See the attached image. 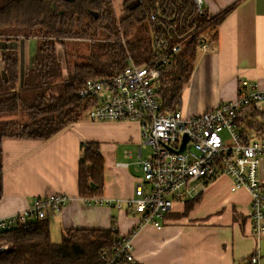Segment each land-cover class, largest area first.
<instances>
[{"label": "trees", "instance_id": "1", "mask_svg": "<svg viewBox=\"0 0 264 264\" xmlns=\"http://www.w3.org/2000/svg\"><path fill=\"white\" fill-rule=\"evenodd\" d=\"M51 1L25 0L14 12L0 13V38L27 35L39 43L32 65L22 73L17 49L0 48V117L13 115L16 120L0 124V199L3 139L46 141L71 124L87 121L94 104L78 92L89 80L121 72L127 55L136 65L159 70L158 101L162 110L175 111L202 45L216 48L217 29L233 9L212 15L203 7L198 14L190 0H124V16L118 20L110 0H77L54 11ZM12 21L15 29H6ZM162 39L166 52L159 44ZM4 41L9 44L11 38ZM174 46L180 51L172 55ZM164 58L166 66L161 64ZM237 127L242 135L253 131L264 136V120L256 122L255 114L238 119ZM80 151L78 196L101 197L104 159L99 145L83 143ZM112 239L106 230L75 229L53 242L49 220H34L26 228L0 231V246H8L0 251V264H101L99 253Z\"/></svg>", "mask_w": 264, "mask_h": 264}, {"label": "crops", "instance_id": "2", "mask_svg": "<svg viewBox=\"0 0 264 264\" xmlns=\"http://www.w3.org/2000/svg\"><path fill=\"white\" fill-rule=\"evenodd\" d=\"M203 4L212 15L230 6L233 9L217 29L216 48L199 53L182 88L178 109L188 116L201 115L221 101L235 99L241 81L264 89V0H203ZM113 8L115 17L121 19L124 10L117 14ZM28 58L21 54V63ZM88 142L99 145L104 159L101 197L131 198L140 177L134 167L139 125L82 121L46 141L2 140L0 218L25 211L37 198L61 194L73 199L60 212L47 215L53 242H59L66 230L109 231L114 224V236L130 234L139 216L128 211L125 203L121 208L88 207L78 196L80 146ZM260 175L264 178V166ZM230 188L229 179L219 177L187 202H174L160 230L140 227L132 238L131 264H248L255 250L260 254L259 263L264 264V235L253 236L248 221L249 195ZM7 248L2 245L0 251Z\"/></svg>", "mask_w": 264, "mask_h": 264}, {"label": "built area", "instance_id": "3", "mask_svg": "<svg viewBox=\"0 0 264 264\" xmlns=\"http://www.w3.org/2000/svg\"><path fill=\"white\" fill-rule=\"evenodd\" d=\"M190 1L195 12L201 13L203 0ZM159 44L166 52V40H160ZM206 49L207 46L202 45L201 51ZM179 51L180 46L170 49L172 55ZM126 61L128 64L121 72L89 80L78 92L81 99H89L94 104L86 114L87 121H125L139 125L140 144L134 167L140 178L132 197L126 200L80 197L88 207L121 208L125 203L128 211L139 216V223L127 236H114L115 224L110 227L113 239L110 246L99 253L101 264L131 263L132 238L140 227L150 225L160 230L174 202H187L204 185L219 177L229 179L231 192L245 190L248 193L251 233L256 238L264 235V178L260 175L264 166V136L253 131L242 135L237 127L238 119L264 114V89L241 81L235 99L221 101L201 115L188 116L180 109L167 112L162 110L155 92L159 70L136 65L129 55ZM161 64L166 66L167 58ZM222 132L226 134L225 140ZM184 136L187 140L183 151L176 153ZM143 150H148L145 156H142ZM72 199L61 194L37 198L25 211L0 218V231L26 228L30 221L60 212ZM259 258V251L255 250L248 264H260Z\"/></svg>", "mask_w": 264, "mask_h": 264}, {"label": "flooded vegetation", "instance_id": "4", "mask_svg": "<svg viewBox=\"0 0 264 264\" xmlns=\"http://www.w3.org/2000/svg\"><path fill=\"white\" fill-rule=\"evenodd\" d=\"M24 1L25 0H0V13H3V11L4 12H10V11H15V9H18L20 6H21V3H24ZM75 1H77V0H73V1H67V0H53V1H51V2H49V7H50V10L51 11H54L55 10V7L57 6V5H63V4H65V3H74ZM51 4H54V7H53V9H51ZM24 5V4H23ZM2 11V12H1ZM59 14H62V12L61 11H57ZM0 22H1V20H0ZM14 21H12V22H10V24H8V25H6V29H8V30H12V29H15V28H13L14 27V23H13ZM9 36V38H11V47L12 48H16L17 49V51H18V49H20L21 47V45H22V43H24V44H27L28 45V43H29V41L30 40H35L34 38H31V37H29V36H27V35H18V36H14L13 34H10V35H6V36H2L1 38H0V48H3V47H7L8 46V43H6L5 41H4V39H5V37H8ZM6 44H7V46H6ZM22 51V50H21ZM19 52V51H18ZM20 53V52H19ZM22 54V53H21ZM27 61V62H26ZM26 61L25 60H23V62L22 63H24V64H22L23 66H24V68H27V67H29L30 65H32V61L30 60V59H26ZM26 63V64H25Z\"/></svg>", "mask_w": 264, "mask_h": 264}, {"label": "rangeland", "instance_id": "5", "mask_svg": "<svg viewBox=\"0 0 264 264\" xmlns=\"http://www.w3.org/2000/svg\"><path fill=\"white\" fill-rule=\"evenodd\" d=\"M120 1L121 0H113V5L115 6V9H116V13L117 14H121L122 11H123L122 10V7L120 5ZM38 44L39 43H38L37 40H30L29 43H28V45L22 43V45L20 46L21 48L18 49V51L20 52V56H21V53H22L21 50H23L24 51L23 53L26 54L27 57H29L28 59H30L31 61H33L34 55L36 54V51H37V48H38ZM10 45H11V43H9L8 46L6 44L7 47H11ZM23 53H22V56H23ZM58 58H59L60 61H62V54H61L60 51L58 53ZM23 71H24V67L22 66V69H20V72L22 73ZM14 120H15V117L13 115L12 116H2V117H0V124L2 125L4 122L5 123H8V124L9 123H13ZM263 120H264V114L258 115V117L255 118V121L256 122H262ZM221 136H222V138L224 140L226 139V134L224 132L221 133ZM147 152H148V150H143L142 151V156H145L147 154ZM54 237L56 239V234H54ZM3 246H6V245H3Z\"/></svg>", "mask_w": 264, "mask_h": 264}, {"label": "water", "instance_id": "6", "mask_svg": "<svg viewBox=\"0 0 264 264\" xmlns=\"http://www.w3.org/2000/svg\"><path fill=\"white\" fill-rule=\"evenodd\" d=\"M67 1H73V0H67ZM53 7H54V4H51V9H53ZM186 140H187V138L184 136L182 144L180 145L179 149L175 151L176 153H181L183 151L184 143H185Z\"/></svg>", "mask_w": 264, "mask_h": 264}]
</instances>
